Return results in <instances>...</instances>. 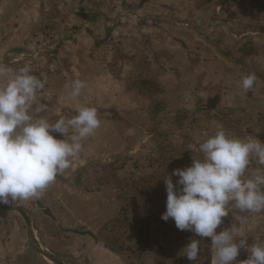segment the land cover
Wrapping results in <instances>:
<instances>
[{
	"label": "crops",
	"instance_id": "1",
	"mask_svg": "<svg viewBox=\"0 0 264 264\" xmlns=\"http://www.w3.org/2000/svg\"><path fill=\"white\" fill-rule=\"evenodd\" d=\"M99 4L101 3L95 0L78 2L81 10L76 14L82 24L79 27L72 26V33L81 30L82 43L88 52L83 59L88 64L91 63L86 67L89 74L79 78L87 86L79 97H71L70 85L76 80L75 75L65 74L67 84L62 86L59 80L54 79L60 66L64 67L67 62L58 54L53 55L52 42L42 41L45 34L43 23L49 15L48 0H0V64L13 72L29 65L32 74L45 81V88L38 93V99L48 104L46 115L52 122L61 116L71 118L81 106L96 107L101 120V125L94 134L82 142V151L73 158L72 166L58 175L38 199L1 204L7 215L0 214V244L5 246L1 248L0 257H5L1 258L0 264H11L18 257H25L30 261L41 257L44 264H52L49 257L52 249L69 264H131L123 256L125 251L121 250L119 253L117 249L114 250L105 241L95 237L98 233L105 232L113 218L124 212L126 204L120 194L107 193V182L103 183L101 180L98 186L96 177L92 178L91 170L87 169L93 159L97 160L103 154H108L110 146L111 151L115 147L117 151L123 141L129 142L139 136L145 140L152 137L145 128L146 118L133 97V89L130 87L133 79L156 80L154 85L164 86L162 92L168 98L166 111L174 100L177 110L220 112L219 115L226 118L222 119L223 128L231 124L229 112L246 114V92L239 88V84L247 72L242 70L234 73L226 68L218 52L203 40L206 30L203 26L194 24L192 14H189L187 20H177L179 23H175L176 31L173 33L162 25L163 22L156 24L155 21V25L159 26L157 29L150 26L151 33L136 31L135 38V33L127 32L124 22H119L115 17H103L100 15L104 12L102 8L96 12ZM114 8H108L107 13L111 14ZM136 9L133 7L131 11ZM119 10L120 8L117 9ZM140 10L132 13L134 24L138 27L144 21V18L137 16ZM161 20L172 23L170 17ZM100 28L104 30L103 38L98 37ZM153 30L163 31V39L161 36L157 37ZM113 36L119 38L123 49L124 40L132 37L135 39L131 40L129 55L120 51L125 59L119 57L117 60H109L103 51L96 57L92 55L93 50H100L105 44H110L114 40ZM185 36L197 41L190 43ZM228 36L226 33V40ZM50 50L52 54H49ZM67 66L69 69V64ZM236 96L242 99L235 106L231 99L235 101ZM55 135L63 138L59 133ZM132 148L134 145L129 146L128 150ZM119 167L114 171L117 184L127 174L139 175L137 169L128 170L122 165ZM86 171L89 177L87 181L85 178L82 182L72 181L75 176L84 175ZM93 182L95 187L91 185ZM135 219L136 216L133 220ZM25 223L31 225L33 237H38L41 245H35L29 240ZM117 231L121 233V237L116 236V239L123 241L122 228ZM1 232H5V235L1 236ZM132 245L136 244L133 242ZM29 249L31 253L28 252Z\"/></svg>",
	"mask_w": 264,
	"mask_h": 264
},
{
	"label": "rangeland",
	"instance_id": "2",
	"mask_svg": "<svg viewBox=\"0 0 264 264\" xmlns=\"http://www.w3.org/2000/svg\"><path fill=\"white\" fill-rule=\"evenodd\" d=\"M79 1L48 0L47 12L49 15L43 23L45 26L43 43L52 42L50 44H54L53 55L58 54L67 62L64 67L61 65L60 70H57V74L54 75V79L59 80L61 86L67 84L65 74H74V79H82L89 74L86 67H89L91 62L88 64L83 59L88 52L82 43V32L80 30L77 33H72V26L79 27L82 24L76 14L81 10L78 7ZM95 1L101 3L96 7V12L97 9L102 8L104 12L101 11L100 15L103 17H110V19L115 17V19H119V22H124L127 32L135 33L133 37L137 36L136 31L151 33L150 26L157 29L159 26L155 25V21L156 24L159 21L160 24L163 22L162 25L173 33L176 31L175 23L187 20L189 14H192L194 24L203 26L206 30L203 40L213 46L228 70L234 73L243 70L247 72L246 75L255 73L258 77L253 88L246 92L245 101L248 105L246 114L238 111L229 112L231 124L224 128L221 123L222 119L226 118L219 115L220 112L177 110L174 100L166 111L168 98L164 94L165 92H162L164 86L154 85L157 83L156 80L133 79L130 86L133 89V97L146 118L145 128L152 137L145 140L139 136L129 142L123 141L120 150L117 151L116 147L111 151L110 146L107 149L109 150L108 154H103V157L97 160L93 159L87 169V171L91 170L92 178L96 177L98 186L101 180L103 183L107 182L105 185L107 193L109 195L120 194L126 204L124 212L113 218V221L104 230L105 232L95 236L98 240L105 241L119 253L121 250L125 251L123 256L131 264H212L210 238L201 239L192 231L179 230L171 218L167 221L161 218L166 211L167 193L164 178L171 174L173 169L191 166L193 159H199L201 157L199 145L209 136L214 135L219 127L227 130L234 137L253 138L264 142V0ZM85 6H88L87 3ZM112 7H115L113 12L108 14V8ZM133 7L134 10L135 8L141 9L137 16L144 18L139 27L134 24L135 18L132 13H135L137 9L131 11ZM118 8H120L119 11H117ZM137 16L135 15V17ZM168 17L172 23L168 20H161ZM98 32L100 33L99 38L104 36L102 28ZM154 32L157 37L161 36L163 39V31L153 30ZM226 33L229 34L228 41ZM70 34L73 35L70 37ZM133 37L129 39L130 41L124 40V50L120 46L119 38L113 36L114 40L110 44H105L100 50L96 51L92 48V55L96 57L103 51L109 60H117L119 57L125 59V56L120 55V51L127 52L126 55L131 53L128 50L132 44L131 40H135ZM185 37L191 41L190 43L194 44L197 41H192L189 36ZM197 45H199V41ZM49 54H52L51 50ZM67 64H69V69ZM78 75L80 77H77ZM240 85L239 88H241ZM178 88L180 87L178 86ZM241 99L242 97L236 96L235 101L231 99V102L236 106ZM131 145H134V148L128 150ZM99 155L102 156V154ZM120 165L128 170L137 169L139 175L130 173L123 177L121 183H115L114 175L116 174L114 171ZM262 167L264 166L259 164L258 159L253 157L245 176L249 177L256 169ZM87 171L84 175L75 176L72 181L82 182L83 178L87 181L89 178ZM177 179L178 177L173 176L174 183ZM91 185L95 187L94 182ZM135 186L138 187L135 189ZM1 204L0 214L7 215ZM135 216L136 221L133 220ZM241 217H247V222L243 225L247 243L249 245L254 242L264 243V212L258 214L240 212L233 206L228 216L223 218V223L217 228V233L231 227L232 224L238 225L237 220ZM5 222L7 223V220ZM25 224L29 240L35 245H41L38 237H33L31 225ZM118 228H122V232L125 233V236L122 233L123 241L116 239V236L121 237V233L117 231ZM3 235L5 232H1V236ZM191 239H201V251L197 261H189L182 252ZM31 242L29 243L32 244ZM133 242L136 245H132ZM1 248H5V246L0 244V252ZM54 251V249L49 251L52 264H69L61 258V255H57L58 252ZM5 252L7 253V250ZM28 252L31 253L30 249ZM248 255L247 250L241 249L234 264L246 260ZM4 257L5 255H2L0 260ZM37 258L39 259L30 261L25 257H18L11 264H44L41 257Z\"/></svg>",
	"mask_w": 264,
	"mask_h": 264
},
{
	"label": "clouds",
	"instance_id": "3",
	"mask_svg": "<svg viewBox=\"0 0 264 264\" xmlns=\"http://www.w3.org/2000/svg\"><path fill=\"white\" fill-rule=\"evenodd\" d=\"M257 79L249 73L240 87L247 92ZM86 86L83 80L72 81L71 97H79ZM44 88L45 81L32 74L29 65L13 72L0 64V203L38 199L72 166L84 139L101 125L94 106H81L71 118L52 122L46 115L48 104L38 99ZM199 151L201 157L191 166L173 169L164 178L166 211L161 218H171L179 230L201 239L210 238L212 264H234L241 249L249 255L239 264H264V243H247V217L216 231L233 206L240 212H264V167L245 176L253 157L264 166V142L234 137L219 127ZM173 176L178 177L175 183ZM201 239H191L183 248L189 261H197Z\"/></svg>",
	"mask_w": 264,
	"mask_h": 264
}]
</instances>
